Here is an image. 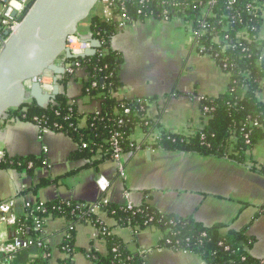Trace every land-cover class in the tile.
<instances>
[{"label":"crops","instance_id":"0c3cea01","mask_svg":"<svg viewBox=\"0 0 264 264\" xmlns=\"http://www.w3.org/2000/svg\"><path fill=\"white\" fill-rule=\"evenodd\" d=\"M94 13L101 15V7L97 6ZM79 27L87 37L88 24ZM259 37L264 44V25ZM110 48L122 57L115 98L146 100L145 117L158 120V131L185 136L200 131L205 121L200 99L219 96L229 83V76L214 60L193 45L189 29L178 18L138 21L119 28ZM63 76L57 78L58 94L75 102L80 116L99 109L97 102L81 95L84 71H76L60 85ZM258 98L264 103V85ZM84 123L83 119V127ZM140 135L136 130L130 139L138 143ZM76 149V144L61 133L41 135L31 122L0 121V153L5 158L34 157L45 163L31 173L0 169V202L14 199L15 210L20 213L27 205L56 201L92 205L106 199L109 204L123 206L127 194L134 207L147 205L161 214L192 217L205 227L220 224L224 231L245 229L254 239L251 256L264 259V177L248 166L183 152L137 149L122 156L120 176L112 160L92 167L82 159H71ZM246 159L256 165L264 163V139L253 146ZM98 175L109 183L106 193L95 184ZM100 218L130 253L141 256L143 264H204L194 253L160 247L165 233L156 227L133 230L117 227L103 215ZM65 228L64 219L50 217L44 221L40 236L50 248L49 264H60L67 258L59 251ZM7 232L4 228L2 241L8 240ZM98 234L89 222L75 227L72 264H91L89 252L106 254ZM39 253L35 247L20 251L12 264H30Z\"/></svg>","mask_w":264,"mask_h":264},{"label":"trees","instance_id":"16d2710c","mask_svg":"<svg viewBox=\"0 0 264 264\" xmlns=\"http://www.w3.org/2000/svg\"><path fill=\"white\" fill-rule=\"evenodd\" d=\"M94 11L85 23L90 37L100 43L99 52L106 53L104 57H98L96 53L78 62L86 74L81 95L99 104L100 116H80L75 102L59 93L46 108L30 101L24 110H9L2 120L33 123L35 118L38 119L52 132L67 136L76 144L71 159H82L92 167L112 160L111 136L119 133L118 141L124 155L137 149L183 152L248 166L264 177V163L256 165L246 159L253 146L264 139V103L258 98L264 85V44L259 37L264 25V0H234L232 4L230 0H112L109 20ZM177 18L190 28L193 45L203 48V54L213 59L229 76L224 93L215 98L200 99L204 126L188 136L158 131V120L145 117L146 100H117L114 96L119 89L122 57L110 48V41L119 25L147 19L170 21ZM71 77L64 75L60 85ZM93 84L96 85L94 89ZM125 108L130 109L129 115H124ZM83 119L84 127L81 125ZM119 120H122L120 126L117 125ZM136 130L142 136L138 143L130 139ZM155 133L157 137L149 142ZM83 144L87 145L86 148H82ZM29 164H32L30 169ZM41 166L42 160L34 157L5 158L0 169L31 173ZM79 205L56 201L44 204V213L33 208H24L20 213L15 211L23 230L22 239L31 241V248L35 247L37 242L45 241L41 232L35 231V220L64 219L65 235L59 251L67 258L60 264H72L74 229L89 222L98 229V240L106 248L104 256L87 253L91 264H143L140 255L130 253L112 234L100 218L103 215L112 219L117 227H131L133 230L156 227L165 233L160 247L194 253L204 264H264V259L251 256L254 239L246 234L245 229L224 231L220 224L205 227L192 217L161 214L147 205L128 211L124 205L108 203L99 205L97 214L79 208ZM39 251V257L30 264H49V258L44 254L49 253L50 248Z\"/></svg>","mask_w":264,"mask_h":264},{"label":"water","instance_id":"95a60500","mask_svg":"<svg viewBox=\"0 0 264 264\" xmlns=\"http://www.w3.org/2000/svg\"><path fill=\"white\" fill-rule=\"evenodd\" d=\"M100 0H36L24 15L17 29L11 33L0 49V121L13 109H23L30 101L46 108L59 87L56 77L64 75L57 65L64 56L67 60L78 57L67 48L68 37L78 32L80 24L87 21ZM91 49L82 57H90L100 47L91 40ZM45 72L55 76L52 94H44L35 84L28 92L24 82Z\"/></svg>","mask_w":264,"mask_h":264},{"label":"built area","instance_id":"2783aa9c","mask_svg":"<svg viewBox=\"0 0 264 264\" xmlns=\"http://www.w3.org/2000/svg\"><path fill=\"white\" fill-rule=\"evenodd\" d=\"M36 0H0V49L1 45L4 41H6L7 37L13 33L17 27L19 26L21 20L23 19L24 15L27 13V11L31 8V6L35 3ZM215 1V0H212ZM234 3V0H230V4ZM98 6L101 7V16L105 19L109 20L111 19L112 15L110 13V7L112 6V0H100ZM152 20V19H147ZM167 21V20H163ZM86 22V21H85ZM83 22L82 24H84ZM81 25V24H80ZM127 25L120 24L119 28H123ZM187 28L190 31L191 34V40H192V33L188 25H186ZM80 27L78 28V32L71 37H68L67 39V48L69 49L70 53L72 55L77 56V59L74 60H67L64 56H62L58 62L57 65L62 67L64 69V75L68 76H74L75 72L78 70L84 71V68L81 67L78 60L83 59L85 57H82L86 51L91 49L90 41L94 40L90 37L89 30L87 33V37L85 35H82L80 32ZM193 42V40H192ZM196 47V46H195ZM99 48L96 49L95 54L97 53L98 57H104L105 53L104 51L99 52ZM198 49V48H197ZM200 53L203 52V48L198 49ZM73 61V62H71ZM59 77V76H58ZM56 77V78H58ZM55 76L50 72H45L41 76L30 79L24 82V87L26 91H30L32 87L37 84L40 86L41 91L44 94L50 95L53 92L55 82H54ZM95 84L92 85V89L95 88ZM115 96V93H114ZM52 102V101H51ZM25 109V108H24ZM100 110H96L92 115L94 117L100 116ZM124 115L130 114V109L125 108L124 109ZM33 124H35L41 135H45L49 132H52L46 125L40 123L38 119L33 120ZM117 125H122V120L117 121ZM141 139L142 136L140 135ZM157 137V133H155L150 139L149 142L153 141L154 138ZM119 133H113L110 140V149L112 151V161H114L118 165V173L120 176H123V167L121 164V158L124 155L122 153V149L119 145ZM140 142V141H139ZM86 144L82 145V148H86ZM46 152V150H44ZM5 159L4 155L0 153V164ZM45 165V163H43ZM32 167V164L28 165V168L30 169ZM95 184L98 187V189L102 193H106L109 187L108 181L98 175L95 178ZM126 204L124 205L128 211H132L134 209V206L130 203L128 200V195H125ZM108 204L106 199L100 200L95 204L92 205H85L80 204L79 208H87L88 211L92 214H97L99 205H106ZM16 202L14 199L5 200L0 202V225H3L4 228L8 231V240H1V233H0V264H12L16 258V255L23 250H26L28 248H31L32 242L29 240H23V230L19 226V221L17 219L16 210L15 207ZM44 204L40 203L37 206H30L27 205L25 208L27 209H35L38 212L44 213L45 210L43 208ZM43 221H39L38 219L35 220V231L41 232L43 228ZM104 230V229H103ZM48 244L47 242H37L35 244V248L38 249H47ZM45 258H49V253L45 252L44 254Z\"/></svg>","mask_w":264,"mask_h":264},{"label":"rangeland","instance_id":"374dc122","mask_svg":"<svg viewBox=\"0 0 264 264\" xmlns=\"http://www.w3.org/2000/svg\"><path fill=\"white\" fill-rule=\"evenodd\" d=\"M3 229H4V226L0 225V233L3 231Z\"/></svg>","mask_w":264,"mask_h":264}]
</instances>
